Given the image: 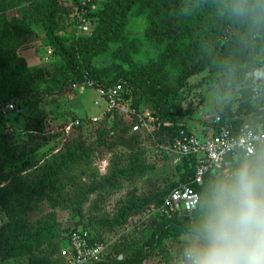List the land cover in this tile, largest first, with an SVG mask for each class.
<instances>
[{"label":"trees","instance_id":"16d2710c","mask_svg":"<svg viewBox=\"0 0 264 264\" xmlns=\"http://www.w3.org/2000/svg\"><path fill=\"white\" fill-rule=\"evenodd\" d=\"M92 4L93 0H90L84 7L87 17L90 16ZM136 5L147 11V37L165 39L167 46L156 66L142 67L130 72L118 69L116 77L108 80L110 68L97 70L92 65V60L107 51L109 43L120 41L121 45L117 52L119 54L126 52L125 43L127 41L124 39V28L127 25L128 13ZM18 7L21 8L22 17L32 16L36 22L40 23L45 37L54 47L53 53L55 50L69 69L62 72V80L58 79L59 95L76 92L78 88L73 86L83 85L86 79L104 87L122 81L128 92L126 99L131 102L133 108L140 112L141 106L147 104L144 95L156 96L164 103L169 102L170 97L175 96L184 87L189 77L206 69L249 70V64L243 68L240 66L248 62L255 54V50L250 47L247 40L250 36L251 22L218 15L214 0H112L97 12L95 31L88 37L87 35L75 37L74 25L77 17L74 11L80 7L77 0L68 2L66 0H0V16ZM63 17H68L73 27V37L69 46L57 34ZM260 24L264 26V22ZM227 26L232 29L233 34L220 43L219 39ZM21 29L22 18L19 15H13L8 21L6 30L0 31V70L6 80L11 83H18L20 71L26 70L25 65L16 55V49L25 42V35L20 32ZM182 42L186 44L182 45ZM204 43H209L210 48L199 59L197 53ZM167 63H172L179 70L177 85L174 89L166 84L167 76L163 70ZM216 64L218 67H215ZM262 67H264V62ZM25 96L32 104L38 100V92L28 90ZM7 99L0 102V107L5 105ZM152 99L149 97L150 108L154 111L153 118L157 117L156 114L165 115L164 105H159ZM168 108L174 112L176 106L168 104ZM33 109L35 114L39 115L36 104ZM111 115L107 114L90 129L85 128L84 125L77 127L76 134L71 138V144L65 152L51 160L50 163L43 165L40 171L42 182L31 184L29 181H24L20 176V170H14L10 174L5 173L0 156L1 180L6 182L0 188V206L2 212L8 217V221L0 225V260L27 257V262L23 264H67L61 251L66 246L70 230L80 223L77 222L65 236H62V230L59 224L54 222L53 215L30 223L28 213L34 211L41 202L46 200L52 209L69 210L72 216H79L81 208L89 202L92 194L102 190H114L118 187L121 177H125L127 182H133L143 173L142 171H122L113 168L99 179H92L89 184L82 181L85 171L81 168L91 165L97 152L103 149V151L112 152L118 147L137 150L140 146L139 132H131L130 126L116 113L112 117ZM218 115L221 121L218 125L210 121V128L235 129L243 122L252 125L260 123L264 128V117L254 116L255 114L242 118H236L224 112ZM76 119L85 122L87 117L71 120ZM154 123L156 124V121ZM154 127V132L147 135V138L156 146L171 144L178 135V131L184 128L175 118L170 124L163 122ZM86 131L94 134V145L88 142L84 134ZM8 145L12 148L11 143ZM24 151L21 149L19 155H24ZM1 154H5V150L0 149ZM137 159L138 157L135 158ZM176 167L179 171H183L180 174V180L171 183L163 196L155 195L142 203L130 204L122 211L115 224L114 222L108 223L97 216V212L102 209L108 199L107 195H100L91 200L87 207L90 219L85 225L90 228L96 239L102 240L105 236L103 233L112 231L116 225L125 224L128 217L137 216L141 212L159 206L169 191L178 184L191 185L195 191H198L201 183H192L195 170L194 158L184 157L180 164H176ZM209 173L204 176L203 180ZM180 217L181 215L152 217L138 224L158 225L160 221L166 220L171 221V224H176ZM165 229L167 227H159L158 233ZM123 243L124 240L115 243L112 249L116 253H122L125 249ZM41 246L44 247L41 248ZM36 249H39L38 252L33 253ZM109 251L105 260L98 264H110ZM143 260L144 256L139 255L130 260L123 259L119 264H142Z\"/></svg>","mask_w":264,"mask_h":264},{"label":"rangeland","instance_id":"374dc122","mask_svg":"<svg viewBox=\"0 0 264 264\" xmlns=\"http://www.w3.org/2000/svg\"><path fill=\"white\" fill-rule=\"evenodd\" d=\"M110 1L112 0H93L89 16L92 27L87 37L95 31L97 12ZM20 10L21 8L18 7L0 16L1 32L6 30L8 21L13 15H19L22 18L20 32L24 33L25 42L16 49V55L26 67V70L20 71L18 83L7 81L0 70V102L8 98L5 105L0 107V149L5 150V154L0 156L5 173L10 174L14 170H20V176L24 181L36 184L43 181L40 173L43 165L61 155L71 144V138L74 135L64 136L61 131L62 126L74 118L96 116L100 113V108L93 104L96 95L91 88L80 87L76 92L59 95L58 79L62 80V72L69 69L55 50L53 54L46 53L47 47L52 49L54 47L45 37L40 23L36 22L32 16L22 17ZM146 27V9L139 5L134 6L127 15V25L124 28V39L127 41L126 52L123 54L117 52L121 45L120 41L109 43L108 50L94 57L92 65L97 70L110 68L108 80L116 77L118 69L130 72L142 67L156 66L167 46V41L147 37ZM263 27L261 24L250 23V36L247 40L250 47L255 50V54L248 62L240 66L243 68L249 64V70L206 69L189 77L184 87L166 103L158 100L156 96L144 95L147 104L141 106V112L150 115L152 119L150 126L154 127L163 122L170 124L175 118L180 125L191 130L201 139L200 133L211 134L209 122L220 112L236 118L253 114L263 118ZM72 31L70 19L63 17L57 34L68 46L71 45ZM232 34V29L227 26L219 42L223 43ZM181 44L184 45L186 42ZM209 48V43H204L197 53L198 58H202ZM215 67H218V64ZM164 68L163 72L167 76L166 84L174 89L177 85L179 70L172 63H167ZM213 72L216 74L213 75ZM28 90L38 92V100L33 104L28 102L25 96ZM149 97H152V100L159 105H164L165 115H159L156 112L157 117L153 118L154 111L150 108ZM34 104L39 115L35 114ZM168 104L176 106L174 112L168 108ZM87 132L84 134L88 142L94 145V134ZM139 134L141 143L137 150L118 147L112 152H107L103 149L97 152L91 165L81 168L85 171L82 181L87 184L92 179H99L102 176L99 174L98 162L101 159L108 160L106 173L113 168L143 172L133 182H127L125 177H121L116 189L102 190L90 196L89 202L100 195H107L108 199L102 209L97 212V216L108 223L115 224L122 211L130 204L142 203L155 195L163 196L171 183L180 180V174L183 172L179 171L174 164L173 153L165 152L154 145L143 130ZM9 143L15 149L9 148ZM21 149L25 150L22 156L19 155ZM136 157H138L137 160H135ZM5 184L6 182L1 180L0 173V188ZM89 202L81 208L79 216H72L69 210L52 209L44 200L34 211L28 213V221L33 223L45 216L53 215L54 222L59 224L62 236H65L77 222L89 223L90 214L87 212ZM143 213L139 215L142 216ZM134 217H128L125 224L116 225L112 231L103 233L110 243L108 259L110 264H119L123 259L130 260L139 255L144 256L142 264H169V252L175 244L181 217L176 224L166 220L160 221L158 225L138 224L142 220L137 219L136 223ZM6 221L8 217L2 212L0 206V225ZM161 226L167 229L158 233ZM121 240H124L125 249L122 253H116L112 246ZM38 250L36 249L33 253H37ZM25 262L27 257L0 260V264Z\"/></svg>","mask_w":264,"mask_h":264},{"label":"clouds","instance_id":"9594fccd","mask_svg":"<svg viewBox=\"0 0 264 264\" xmlns=\"http://www.w3.org/2000/svg\"><path fill=\"white\" fill-rule=\"evenodd\" d=\"M220 16L264 22V0H214ZM169 264H264V145L241 150L182 205Z\"/></svg>","mask_w":264,"mask_h":264},{"label":"built area","instance_id":"2783aa9c","mask_svg":"<svg viewBox=\"0 0 264 264\" xmlns=\"http://www.w3.org/2000/svg\"><path fill=\"white\" fill-rule=\"evenodd\" d=\"M80 7L74 13L76 21L74 25L75 37L90 34L92 24L87 17L84 7L90 0H77ZM47 54H53V49L47 47ZM74 88H91L96 97L93 104L100 108V113L96 116L88 117L85 122L70 120L66 122L61 131L64 136L76 134V128L84 125L90 129L98 124L107 114L116 113L122 117L123 121L130 126L131 132H142L151 135L154 127L150 126L152 121L149 114H143L132 107L131 102L126 99L127 89L125 83L120 81L116 84L104 87L90 79H86L83 85H74ZM221 118L218 114L214 115L211 122L218 125ZM211 134L200 133L202 138H198L187 128L180 129L178 135L169 145H158V148L165 152L174 154V164H180L184 157H192L195 160V170L192 179L193 184H200L208 172H213L221 166H229L236 158L237 154L248 147H259L264 145V128L260 123L251 124L243 122L235 129L229 127L210 128ZM99 162L100 175L106 174L108 160L101 159ZM196 191L191 185L178 184L163 198L162 203L151 209L146 210L142 216L137 215L133 219L146 221L149 218L180 216L182 205L185 201H193ZM109 241L98 240L84 223L74 226L66 240V246L61 254L67 264H98L105 260L109 251Z\"/></svg>","mask_w":264,"mask_h":264}]
</instances>
